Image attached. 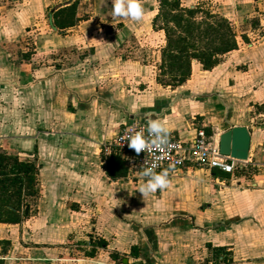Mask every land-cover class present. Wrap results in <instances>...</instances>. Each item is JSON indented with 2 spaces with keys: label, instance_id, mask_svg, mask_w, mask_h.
Instances as JSON below:
<instances>
[{
  "label": "crops",
  "instance_id": "0c3cea01",
  "mask_svg": "<svg viewBox=\"0 0 264 264\" xmlns=\"http://www.w3.org/2000/svg\"><path fill=\"white\" fill-rule=\"evenodd\" d=\"M140 3L132 20L112 0H0V153L34 162L39 191L0 213V264H264V0L220 1L238 48L180 85L160 1ZM141 118L214 147L247 127L254 175L189 166L142 196L148 178L104 150Z\"/></svg>",
  "mask_w": 264,
  "mask_h": 264
},
{
  "label": "trees",
  "instance_id": "16d2710c",
  "mask_svg": "<svg viewBox=\"0 0 264 264\" xmlns=\"http://www.w3.org/2000/svg\"><path fill=\"white\" fill-rule=\"evenodd\" d=\"M159 1L160 12L154 19V27L163 30L167 38L161 74L169 76L170 80L164 84L180 85L189 80L193 61L212 71L219 64L220 57L238 48L231 23L221 14L212 13L200 4L195 9H183L179 0ZM115 152L126 165L122 155ZM37 174L34 162H21L15 156L0 153V213L7 212L8 207L19 211L24 191L28 196L39 193ZM241 174L247 176L245 172Z\"/></svg>",
  "mask_w": 264,
  "mask_h": 264
},
{
  "label": "built area",
  "instance_id": "2783aa9c",
  "mask_svg": "<svg viewBox=\"0 0 264 264\" xmlns=\"http://www.w3.org/2000/svg\"><path fill=\"white\" fill-rule=\"evenodd\" d=\"M147 120L138 119L124 125L112 141L104 145V150L117 151L125 160L128 169L141 175L143 169L153 167L156 173L167 170L168 175L174 171H182L189 166L201 167L209 171H219L231 176L241 175L248 169V163L224 156L219 146L214 147L204 130L197 133L191 142H182L168 135L167 143L150 146L136 153L128 147L129 138L136 133H142L148 138Z\"/></svg>",
  "mask_w": 264,
  "mask_h": 264
},
{
  "label": "clouds",
  "instance_id": "9594fccd",
  "mask_svg": "<svg viewBox=\"0 0 264 264\" xmlns=\"http://www.w3.org/2000/svg\"><path fill=\"white\" fill-rule=\"evenodd\" d=\"M112 5L113 16L128 17L132 20H139L143 16L140 0H112ZM145 115L151 117L153 114L146 113ZM147 130L149 133L148 138H145L142 133H136L129 138L128 147L136 153H140L150 146L167 143L168 129L164 127L159 119H148ZM141 175L148 178L138 190L142 196L148 192H154L158 188L163 189L169 184L167 170L156 173L153 167H148L142 170Z\"/></svg>",
  "mask_w": 264,
  "mask_h": 264
},
{
  "label": "water",
  "instance_id": "95a60500",
  "mask_svg": "<svg viewBox=\"0 0 264 264\" xmlns=\"http://www.w3.org/2000/svg\"><path fill=\"white\" fill-rule=\"evenodd\" d=\"M51 25L55 29L52 23ZM251 142V131L247 127H232L220 135L219 151L224 156L247 162L249 160Z\"/></svg>",
  "mask_w": 264,
  "mask_h": 264
},
{
  "label": "rangeland",
  "instance_id": "374dc122",
  "mask_svg": "<svg viewBox=\"0 0 264 264\" xmlns=\"http://www.w3.org/2000/svg\"><path fill=\"white\" fill-rule=\"evenodd\" d=\"M179 1H180V4H181L180 7L183 8V9H186V8H188V9H195L200 4L205 9L210 10L212 13H220L221 15L223 14L221 12V9H220V1H222V0H179ZM182 4H183V6H182ZM197 17L199 19H201V14H198ZM163 24H164V22H163ZM160 32H163L165 34V36H166V33L163 30H161ZM211 72H212V74H209L207 77L201 78V77H196L195 76V80H202V81L208 80V81H213L214 79H216V70L215 71L213 70ZM196 75H197V73H196ZM163 80L164 81H169L170 80V77L169 76H166V77H164ZM243 172H245V174L247 175V177H249V176L252 177L254 175V173L251 171V169L249 170V169L246 168L245 170L241 171V173H243ZM236 176H238V174Z\"/></svg>",
  "mask_w": 264,
  "mask_h": 264
}]
</instances>
